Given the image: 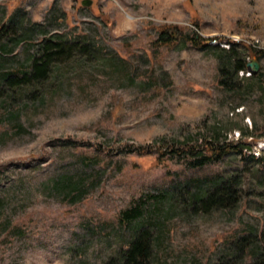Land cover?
Returning <instances> with one entry per match:
<instances>
[{
	"label": "rangeland",
	"instance_id": "374dc122",
	"mask_svg": "<svg viewBox=\"0 0 264 264\" xmlns=\"http://www.w3.org/2000/svg\"><path fill=\"white\" fill-rule=\"evenodd\" d=\"M82 1L0 0V264H126L142 228L148 264L264 258V55L232 90L218 71L229 39L264 44V0ZM172 25L183 38L157 43ZM53 39L75 51L11 84ZM211 140L243 152L193 166ZM228 180L238 202L204 211Z\"/></svg>",
	"mask_w": 264,
	"mask_h": 264
},
{
	"label": "trees",
	"instance_id": "16d2710c",
	"mask_svg": "<svg viewBox=\"0 0 264 264\" xmlns=\"http://www.w3.org/2000/svg\"><path fill=\"white\" fill-rule=\"evenodd\" d=\"M194 25L199 27V21H195ZM169 28H162L159 31L158 38L156 39L157 43H177L179 39L183 38V32L179 26L172 25ZM3 31H5L4 25L0 27V32L2 33ZM176 35H179V37ZM184 38L198 47L208 45V43L212 41L211 38L209 40H202V36L198 38L197 33L196 35H184ZM228 41L230 43L229 47L221 48L223 54L221 57L222 60L219 62L218 66V71H220L219 84L232 90L235 88V85L232 80H228L227 77L229 75L237 76L240 71L246 72L250 70V68L247 67L250 54L257 55V57L260 58L264 55V50H256L252 48L248 56H245L244 54L238 53L235 48H233L231 43L233 42L232 39H229ZM74 51L75 46L71 41H64L61 39L45 41L41 46L40 54L36 56L33 61L31 72L16 74L12 80H10L11 84L19 85L25 82H31L33 79L45 78L48 67L52 62L66 58ZM253 76L258 77L259 79L262 78V75L258 72H253ZM205 148L207 150V155L192 162L193 166L205 165L211 161H220L227 153L233 150H237L241 153L243 152V148L230 141L220 144L216 142V140H211L210 143H207ZM195 150H197V147L189 146L185 151L194 153ZM179 154H181L180 150ZM239 198V190L234 186L232 181L228 180L208 189L205 197L200 198L199 200L204 211H208L214 207L232 206L238 202ZM128 215L130 214L128 213ZM244 246L243 243L238 247V250L244 249ZM152 250L151 233L148 229L142 228L137 230L133 238L129 241L128 247L123 251V259L126 264H148L152 255ZM262 255L263 254L258 253L253 262L246 264H264V258Z\"/></svg>",
	"mask_w": 264,
	"mask_h": 264
},
{
	"label": "water",
	"instance_id": "95a60500",
	"mask_svg": "<svg viewBox=\"0 0 264 264\" xmlns=\"http://www.w3.org/2000/svg\"><path fill=\"white\" fill-rule=\"evenodd\" d=\"M83 5H90L91 0H83L82 1ZM197 37H201V33L197 32ZM247 67H249L253 72H258L260 70V64L253 58L251 60H248L247 62Z\"/></svg>",
	"mask_w": 264,
	"mask_h": 264
},
{
	"label": "built area",
	"instance_id": "2783aa9c",
	"mask_svg": "<svg viewBox=\"0 0 264 264\" xmlns=\"http://www.w3.org/2000/svg\"><path fill=\"white\" fill-rule=\"evenodd\" d=\"M252 46L256 49H264V44L253 43Z\"/></svg>",
	"mask_w": 264,
	"mask_h": 264
}]
</instances>
